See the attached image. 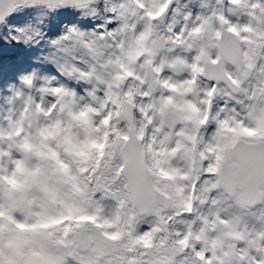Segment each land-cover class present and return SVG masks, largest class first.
I'll list each match as a JSON object with an SVG mask.
<instances>
[{"label":"snow or ice","instance_id":"1","mask_svg":"<svg viewBox=\"0 0 264 264\" xmlns=\"http://www.w3.org/2000/svg\"><path fill=\"white\" fill-rule=\"evenodd\" d=\"M229 2L247 23L213 12L176 31L162 28L174 0H122L107 9L118 27L51 42L92 103L46 80L2 117L0 264H264V212L234 211L264 206V4ZM97 3L0 0V30L31 41L14 23L27 10Z\"/></svg>","mask_w":264,"mask_h":264},{"label":"rangeland","instance_id":"2","mask_svg":"<svg viewBox=\"0 0 264 264\" xmlns=\"http://www.w3.org/2000/svg\"><path fill=\"white\" fill-rule=\"evenodd\" d=\"M120 2L122 0H99L93 6L96 9L95 15L73 9H60L56 12H49L46 9H29L19 21L14 23L17 26L25 27L26 36L33 37L31 41L21 37V42L17 43L11 38L15 35L13 30H0V123H3L2 117L10 111H19L22 107L21 101L15 99L17 92L23 93L25 97L32 96L34 100L40 101L42 94L38 89L46 80H52L54 85L64 86L74 92L78 99L83 97L81 103H92L91 98L87 96L89 85L76 80L72 81L61 75L58 69L64 63L65 57L53 48L51 42L59 38L69 27H76L86 32L99 31L98 26H105L110 30L118 27L117 24H107L106 21L110 16L107 9ZM253 2L264 4V0H253ZM230 9H232V5L229 0H212L206 8L196 5L194 11L186 4H178L174 1L166 14L162 28L175 24V30L179 31L186 22L185 17L190 18L188 21L190 23L194 22L197 17H207L213 12L224 14L234 23L248 22L247 16L242 13L233 14ZM28 77L33 78L34 86L32 88H27L23 84V80ZM53 78L55 79L53 80ZM52 99V97L43 96V101L46 104ZM224 104L225 100L220 99L219 106L223 107ZM214 131V124L206 130H202L203 138L208 140ZM13 156L19 158L18 153H14ZM115 208L116 202L109 198L104 215L110 216ZM234 211L240 212L254 221V217H258L264 212V206L258 205L247 213L239 209H234ZM151 221L152 217L150 216L144 218L139 224V231H147Z\"/></svg>","mask_w":264,"mask_h":264},{"label":"trees","instance_id":"3","mask_svg":"<svg viewBox=\"0 0 264 264\" xmlns=\"http://www.w3.org/2000/svg\"><path fill=\"white\" fill-rule=\"evenodd\" d=\"M174 1H176L178 4H180V3L186 4L193 11H194L196 5L197 6H200L202 8H206L212 2V0H174ZM71 80L74 81V79H71ZM97 200L99 201V203L102 205V207L104 209L107 207L109 198H107V199H100V197L98 196L97 197Z\"/></svg>","mask_w":264,"mask_h":264},{"label":"clouds","instance_id":"4","mask_svg":"<svg viewBox=\"0 0 264 264\" xmlns=\"http://www.w3.org/2000/svg\"><path fill=\"white\" fill-rule=\"evenodd\" d=\"M93 119H95V113H93ZM96 149H94L91 145H87L83 148V152L85 154V157H87L90 153L92 152H95ZM5 164L7 166V160H5ZM23 176H24V173L21 172L18 174V181L20 182L21 186L24 187L23 185ZM45 246L47 247V242L45 241ZM61 255L63 256L64 255V251L61 250ZM35 264H40V261H39V258H35Z\"/></svg>","mask_w":264,"mask_h":264},{"label":"water","instance_id":"5","mask_svg":"<svg viewBox=\"0 0 264 264\" xmlns=\"http://www.w3.org/2000/svg\"><path fill=\"white\" fill-rule=\"evenodd\" d=\"M98 1H99V0H98ZM165 18H166V16L164 17V21H165ZM256 207H257V206H256ZM256 207H255V208H256ZM253 209H254V208H253Z\"/></svg>","mask_w":264,"mask_h":264}]
</instances>
